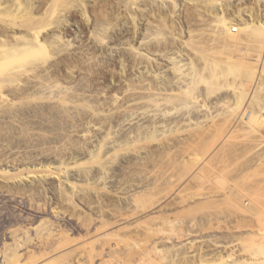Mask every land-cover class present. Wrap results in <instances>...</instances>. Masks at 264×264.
Segmentation results:
<instances>
[{"label": "rangeland", "instance_id": "obj_1", "mask_svg": "<svg viewBox=\"0 0 264 264\" xmlns=\"http://www.w3.org/2000/svg\"><path fill=\"white\" fill-rule=\"evenodd\" d=\"M135 1L0 0V5L5 6L4 11L2 5L0 7L3 11L0 12V32L8 29L11 34L16 26L13 24L27 21V18L38 23L36 27L41 29L44 36L50 35V39L62 31V37L56 38L54 44L45 47V50L34 54L35 56H29L31 61H35L30 63V66L35 65L33 71L14 77L11 86H3L0 92V95H4V99L0 97V264L19 244L21 249L28 247L38 251L41 248L40 244L32 243L29 233L31 231L32 237L44 240L38 231H42L41 223L45 218L60 222L62 226L71 228L75 236H79L85 231L80 222L91 218V224L100 225L98 216L101 211L102 216L114 222L107 231L118 229V234L124 237L119 236L123 238V242L118 240L121 244L117 247L123 251L122 257H126L130 246L142 244L150 247L151 256H155L151 259L155 262L157 260V264H190L192 259H188V256L193 255L195 259L201 253H206L209 257L217 256L233 247L240 254L236 263L240 264L247 258L248 249H253L254 244L261 241L259 238L264 239V234L260 236L264 227V134H257L256 138L251 139L245 133L246 130H243L246 125L242 122L243 119L240 121L239 112L232 108V103L236 100L232 88L235 85L232 86V83H241L244 74L252 83L248 94L252 91L256 96L254 99H257L251 105L256 107L255 105L258 106L264 101V78L262 83L259 75L260 70L264 71V42L255 40L250 30L241 29L239 37L244 42L240 49L244 56L242 54L239 60L230 55L238 48L236 37L228 38L223 31V34L218 32L221 31L218 27L214 29L216 19L207 15L206 11L203 12L206 9L203 6L206 0H191L200 2L194 6L189 0H178L180 8L171 6L176 15L168 16L169 20L165 22L159 15L168 12L170 5L168 9L165 6L164 8L161 4L163 0ZM221 2L220 6H224H221L223 14L231 17L234 23L236 18L235 25L239 22L240 27L244 22H250L251 17L247 12L251 10L249 11L248 6L253 7L259 14L264 13V0ZM19 4L21 8L23 4L24 9L29 12L21 15L27 14L30 17H16ZM220 6L218 4L219 9L216 6L214 9L217 8L215 10L220 12ZM245 6L248 11L244 9ZM238 8L242 15L237 18ZM151 11L157 12L154 16H159L160 20L153 16L152 24H149L145 18ZM31 12L34 17L36 13L38 16L33 19ZM41 12H45L44 15ZM172 20L179 28L181 26L188 31L187 34L183 31L180 39L188 43V47L176 42L168 32L165 25ZM17 28L18 31L25 32L24 26ZM9 33L6 31V34ZM173 41L186 52L182 55L185 62L193 61L198 69L193 66L196 70L191 74L190 63V70L186 68L184 72H190V76L187 74L186 77L191 78L185 77L186 81L183 78L185 83L183 76H178L173 68L170 69L171 65L166 64L164 56L159 52L167 45V49L171 48ZM134 46L143 50L149 48L159 54L154 56L155 60L145 61L144 55L137 53L136 49L133 51ZM165 49L166 47L163 50ZM28 61L29 59L27 64ZM2 65L7 69L6 63ZM3 66L2 72L6 71ZM199 72L206 79H202ZM37 73L41 76L51 74L53 81L58 79L61 84L56 85L53 82L51 86L50 83L42 85L40 82L43 79L35 78ZM207 78L209 83L206 82ZM258 81L261 82L260 86ZM189 82L191 88H188ZM256 83L257 87L254 85ZM148 84L151 86H147ZM184 92L193 95L190 94V98ZM141 95L144 96L143 99ZM150 98L155 99V102ZM65 99L66 101H62ZM93 107L100 108V115H93V124L89 126L85 122L90 119ZM253 107H248L247 110H255ZM107 115L113 121H109ZM78 121L82 123L75 130L77 127L74 125ZM101 121H105L102 123L103 128L94 130V125L100 126ZM87 127L90 128V135L95 132L96 135H83ZM105 135L106 145L101 152L107 154L106 161L105 157L103 159L107 163L104 164L105 168H108L105 174L104 169L100 170L98 167L97 160L94 161L97 158L88 153H74L85 160L82 169L88 171L92 167V171L89 172V177L84 175L80 178L75 168L70 170L71 179L83 183L70 202L62 195L60 186L58 187L59 179L54 178L44 164H56L63 153L66 157L70 156L73 153L71 148L74 149L75 144L80 141L94 153H99L98 141ZM212 143L213 147L209 150ZM202 155L206 158L197 160ZM192 156H196L195 161L191 160ZM87 158L89 161H86ZM187 158L194 162L193 165ZM202 159L207 161L203 162ZM205 163H208V167L202 166H206ZM197 169L204 170L205 178H197ZM101 173L105 178H100ZM64 186L68 190L72 189L65 184ZM94 187L105 190L100 191V194L96 192L97 195L92 190L96 191ZM133 192L142 193L136 203L131 198ZM239 192L256 194V203L247 195L242 197ZM95 194L100 196L96 198ZM89 199L93 202L89 203ZM120 204L123 214L113 210L115 205L119 210ZM54 205L57 211L60 208L59 215L52 214ZM15 226L17 231L12 230L17 229ZM27 227L30 231L24 234L23 230H28ZM186 236L189 240L194 237L192 240L195 241L184 244ZM107 238L106 243L109 246L118 242V238L114 236ZM191 243L194 247L191 246L193 249L190 251ZM154 244L162 250L157 251ZM225 245L228 247L225 248ZM249 262L264 264V261L257 263L251 259Z\"/></svg>", "mask_w": 264, "mask_h": 264}, {"label": "bare ground", "instance_id": "obj_2", "mask_svg": "<svg viewBox=\"0 0 264 264\" xmlns=\"http://www.w3.org/2000/svg\"><path fill=\"white\" fill-rule=\"evenodd\" d=\"M53 1V0H52ZM55 1V0H54ZM134 1V0H133ZM137 1V0H136ZM135 1V2H136ZM161 1V0H160ZM189 1H191V0H189ZM242 2H243V0H241ZM46 2H47V0H46ZM152 2H153V0H152ZM220 2H221V0H206L204 3H205V5H203L204 7H206V9L203 11V12H205L206 11V14L207 15H210V16H212V18L215 20L216 19V21L214 22V24L215 25H213V26H215V28L214 29H216V27H218L219 29L218 30H221V31H218V32H220V34H223V33H221L222 31L225 33V35L228 37V38H232V37H236V45H238L237 47L238 48H236V50H233V53L231 52L230 53V55H231V57H237L239 60H241L240 58H241V55L243 54V56H244V53H243V51H242V54H241V49H240V46L242 45V43L244 42L243 41V39H241L240 37H239V33L242 31L241 29H248V30H250L251 31V33L253 34V37L255 38V40H257V41H262V42H264V13L263 14H259L256 10H253V7H250V6H248V8H249V13L247 12V14H250V17H251V19H250V22L249 23H245V25H243L244 23H243V21H245V19L244 20H242V22L241 23H243L242 25H241V27H240V25H238L239 24V22H237V25H235V23H236V21H237V19L235 18V23L234 22H232V21H234V20H232V18L231 17H228L227 15H225V14H223V9H222V7L221 6H223V5H221L220 6ZM2 3V2H1ZM6 3V2H5ZM4 3V4H5ZM156 3V2H155ZM167 3H170V4H167ZM190 3V2H189ZM198 3H200V2H192L191 1V4L194 6V4H198ZM222 3V2H221ZM259 3V2H258ZM27 4V3H26ZM157 4V3H156ZM161 4L163 5V7L165 6L166 7V9H168L167 7L170 5V9H168V12H163L161 15H159L160 17H161V20L163 21V22H165L169 17H172L173 16V14L174 15H176V11L175 12H173L174 11V9L171 7V6H174V8H176L177 7V9L178 8H180V3H179V1L178 0H163V1H161ZM218 4H219V6L221 7V9H220V12H217V10H215V9H217V8H215L214 9V7L216 6V7H218ZM2 5V4H1ZM1 5H0V7H1ZM6 5V4H5ZM22 5V8H21V6H20V4H19V9H18V13L16 14L15 13V15H16V17L17 18H19L20 17V19L22 18H24V16H26V15H24L23 16V14H25V13H27L28 11H27V9H24V5L23 4H21ZM159 5V4H158ZM225 5V4H224ZM2 7H3V5H2ZM1 7V8H2ZM5 7V6H4ZM4 7L2 8L3 9V11H4ZM26 7V6H25ZM132 7H134V6H132ZM161 7V6H160ZM164 7V8H165ZM226 7V6H225ZM239 7H242V6H239ZM1 8H0V12L2 13L3 11L1 10ZM143 8V7H142ZM146 8H148V7H146ZM223 8H224V6H223ZM244 8V7H243ZM6 9V8H5ZM45 9V8H44ZM141 9V8H140ZM165 9V10H166ZM197 9H199V7L197 8ZM204 9V8H203ZM218 9H219V7H218ZM226 10H227V8H225ZM244 9H246V6H245V8ZM243 9V10H244ZM13 10H15V9H13ZM26 10V12H23V11H25ZM46 10H47V8H46ZM200 10V9H199ZM226 10H224L225 11V13L227 12ZM241 10H242V8H241ZM242 10V11H243ZM247 10V9H246ZM16 11V10H15ZM219 11V10H218ZM238 12L240 11V9L238 8V10H237ZM248 11V10H247ZM33 12V11H32ZM31 12V13H32ZM160 12V11H159ZM199 12V11H198ZM222 12V13H221ZM246 12V11H245ZM13 12H12V10H11V14H12ZM21 13H23L22 15H21ZM29 13V12H28ZM42 13V12H41ZM41 13L39 14V17L41 16ZM43 13H45V12H43ZM42 13V14H43ZM149 14L146 16V18H145V20H147L146 22L147 23H149V24H152V17L154 16V15H156L157 14V12L156 13H154V12H148ZM244 13V12H243ZM34 13H32V15H31V17H33V19L34 18H36V16H38L37 15V13L35 14V17H34V15H33ZM107 14V13H106ZM13 15V14H12ZM44 15V14H43ZM81 15V14H80ZM172 15V16H171ZM238 15L240 16V15H242L241 14V12H239V14H236V17L238 18ZM21 16H23V17H21ZM28 16V15H27ZM82 16V15H81ZM158 16V17H159ZM169 16V17H168ZM28 17H30V16H28ZM39 17H38V19H39ZM117 17V16H116ZM136 17V16H135ZM155 17V19H159L160 20V17L158 18V17H156V16H154ZM243 17V16H242ZM249 17V16H248ZM249 17V18H250ZM101 18V17H100ZM25 19V18H24ZM32 19V18H31ZM112 19V18H111ZM135 19V18H134ZM172 19V18H171ZM212 19V20H213ZM27 21H22V22H20L19 21V23H14L13 24V26H15V28H14V30H11V34L8 32L9 30L7 29H5L6 31H7V33H9V34H6V31H4V30H2V31H4L3 33L2 32H0V92H2V88H4L3 86H5V85H7L8 86V84L11 86V82L12 81H14L15 79H14V77H19V76H21V75H23V74H28L29 72H31V71H33V69H34V67H35V65H33V66H30L31 64H32V62H35L33 59V61H31V58H29V56L30 55H34V54H37V53H39L41 50H45V47L47 48L49 45H52V44H54L55 42H56V38H61L62 37V31H59L58 32V34H56V33H54V34H56L55 35V37L53 36V39H50V35H46V36H44V34L41 32V29L40 28H38V27H36V25L38 24V23H36V22H33V21H29L28 20V18L26 19ZM169 20V19H168ZM232 20V21H231ZM13 21V20H12ZM62 21V20H61ZM8 23V22H7ZM234 23V24H233ZM1 24V23H0ZM4 24V23H3ZM18 24V25H17ZM19 24L21 25V26H19ZM27 24V25H26ZM117 24V23H116ZM213 24V23H212ZM24 26V28H25V32L24 31H18L17 29H19V28H17V26L18 27H23ZM165 25V24H164ZM6 26V25H5ZM4 26V27H5ZM10 26V25H9ZM168 29V32L169 33H171L172 35H173V39H175V41L176 42H178L179 44L181 43V45H183V44H188V43H186L185 41H181L180 39H181V36H182V32L184 31L186 34H187V32L188 31H186V30H183L182 28H181V26H180V28H179V25L178 24H174V21L172 20L170 23L168 22L166 25H165ZM1 27L3 28V26L1 25ZM12 28V27H11ZM9 29H10V27H9ZM13 29V28H12ZM22 29V28H21ZM1 30V29H0ZM27 31V32H26ZM245 31V30H244ZM190 32V31H189ZM238 33V34H237ZM243 33V32H242ZM170 34V35H171ZM171 35V36H172ZM11 36V37H10ZM148 36H150V34L148 35ZM158 36V35H157ZM184 36V35H183ZM8 37H10V38H8ZM217 37V36H216ZM215 37V38H216ZM8 38V39H7ZM52 38V37H51ZM150 38H152V37H150ZM218 38V37H217ZM11 39L13 40V41H11ZM183 39V38H182ZM217 40V39H216ZM181 41V42H180ZM185 42V43H184ZM141 43V42H140ZM139 43V44H140ZM173 43H174V41H173ZM183 43V44H182ZM174 45H176L175 43H174ZM174 45H172V47L170 48V49H172V50H170L169 48L167 49V46H165L166 47V49L165 50H160L159 52H160V55H162V56H164V60L167 62L166 64H169V65H171L170 66V69L171 68H173L175 71L174 72H176V74L178 75V76H183L182 77V79L184 78L185 79V81H186V78H188V77H186V76H188L189 74L188 73H190V72H192L191 74H193V72H194V70H196L197 68H196V66L192 63L193 61H191L190 63H192L191 65V68L190 69H192V71H190V72H184L185 71V69L186 68H188L189 69V66H190V63H189V61H186L185 62V57L183 58V56H184V54L186 53L185 51H183V49H182V46H175V47H173ZM186 45H185V47H186ZM170 46V45H169ZM235 46V45H234ZM183 47H184V45H183ZM187 47H188V45H187ZM226 47V46H225ZM242 47V46H241ZM57 48V47H56ZM133 48V47H132ZM136 49V50H135ZM218 49V48H217ZM243 49H244V47H243ZM136 51L137 53H140V54H142V55H144L145 56V61L146 60H148V61H150V60H155L156 59V57H154L155 55H157V54H159V52L158 53H156V51H151V50H149V48H147V49H140V47H136V46H134V49H133V51ZM185 50V49H184ZM54 51V50H53ZM185 52V53H184ZM42 54H43V52H42ZM262 54V53H261ZM183 55V56H182ZM195 55V54H194ZM254 55V54H253ZM257 55V54H256ZM35 56V55H34ZM203 56V55H202ZM240 57V58H239ZM200 58H201V55H200ZM259 58V57H258ZM257 58V59H258ZM264 58V57H263ZM29 59V63L27 64V60ZM213 59H215V58H213ZM222 59H223V56H222ZM251 59H252V57H251ZM189 60H191V59H189ZM254 60V59H253ZM260 60V59H259ZM31 61V62H30ZM37 61V60H36ZM255 61V60H254ZM138 62H139V60H138ZM156 62V61H155ZM202 62L203 63H205L203 60H202ZM234 62H236V60H234ZM2 63L3 64H7L6 65V67H7V69L2 65ZM31 63V64H30ZM137 63V62H136ZM148 63V62H147ZM160 63V62H159ZM227 63V62H226ZM156 64V63H155ZM186 64L188 65V67H185L186 66ZM228 64V63H227ZM232 64H234V63H232ZM150 65V64H149ZM157 65V64H156ZM215 65V64H214ZM4 67L5 69H6V71H4V72H2L4 69L3 68H1V67ZM195 67L196 69H193L192 67ZM149 66H147V68H148ZM203 67V66H202ZM151 68V67H150ZM149 68V69H150ZM262 68V67H261ZM152 70H153V67L151 68ZM189 69V70H190ZM206 69V68H205ZM263 69H264V67H263ZM198 70V69H197ZM230 70V69H229ZM240 70V69H239ZM238 71V70H237ZM2 72V73H1ZM152 72V71H151ZM197 72V71H196ZM202 72V71H201ZM201 72H199V75L202 77V75H201ZM211 72V71H210ZM209 72V73H210ZM241 72V71H240ZM184 73V75H182V74ZM195 73V72H194ZM221 73V72H220ZM231 73H233V71L231 72ZM253 73V72H252ZM188 74V75H187ZM222 74V73H221ZM255 74V73H254ZM198 75V76H199ZM212 75V74H211ZM233 75H234V73H233ZM242 75V74H241ZM259 75L261 76V81H262V78H264V71L263 70H260V73H259ZM180 76V77H181ZM190 76V75H189ZM191 76H193V75H191ZM206 76V75H205ZM235 76V75H234ZM242 76H244L242 79H241V83H239L238 85H236V84H234V83H232V86L233 85H235V86H233L232 88H234V90H233V92L236 94V100L235 101H233L234 103H232V108H233V110L234 111H237V112H239V119H240V121L243 119V121L242 122H244L245 123V125H246V129L244 128L243 130H246L245 131V133L247 134V135H249V137H252L251 139H253V138H256V136H257V134H259L260 135V133L261 134H264L263 132H264V101L260 104V105H255L256 107H253L252 105H251V103H253V102H255L256 100L254 99V97L256 98V96L254 95V94H252V91L251 92H249V94H248V89H249V87L251 86V80H249L248 78H247V76H246V74H244V75H242ZM255 76V75H254ZM254 76H253V78H254ZM36 77H38V78H42L43 79V82H40V83H42V85H48L49 83V85L51 86V84L54 82L53 81V77H52V75L51 74H46V75H40L39 73H37L36 75H35V78ZM186 77V78H185ZM207 77V76H206ZM226 77V76H225ZM225 77H223V80H225ZM236 77V76H235ZM189 78H191V77H189ZM188 78V79H189ZM210 78V77H209ZM220 78H221V75H220ZM232 78V77H231ZM181 79V78H180ZM181 79V80H182ZM184 79H183V81H184ZM199 79H200V77H199ZM202 79H206V78H204V77H202ZM202 79H200V80H202ZM208 79V78H207ZM213 79V78H212ZM258 79H259V77H258ZM56 81L54 82V84L56 83V85H60L61 83H59L58 81V79H55ZM176 80H177V78H176ZM233 80V79H232ZM232 80H231V82H232ZM236 80V79H235ZM89 81V80H88ZM185 81H184V83H185ZM213 81V80H212ZM228 81V80H227ZM263 81H264V79H263ZM263 81H262V83H263ZM191 82V81H190ZM190 82L189 83H187V85L188 84H190ZM205 82V80H203V83ZM206 82H208L209 83V79L208 80H206ZM237 82H240V81H237ZM252 82H254V80L252 81ZM259 82V81H258ZM207 83V84H208ZM226 83H228V82H226ZM260 83L261 82H259V85L258 86H260ZM205 84V83H204ZM222 84V83H221ZM64 85V84H63ZM88 85V84H87ZM142 85V84H141ZM150 84H148L147 86H149ZM256 87H257V83L256 84H254ZM144 86V85H143ZM151 86V85H150ZM189 86L190 85H188V88H189ZM206 86V85H205ZM223 86V85H222ZM226 86V85H225ZM255 86H254V90H255ZM6 87V86H5ZM53 87V86H52ZM138 87V86H137ZM146 87V86H145ZM206 87H208V86H206ZM228 87V86H227ZM261 87H262V85H261ZM82 88H83V86H82ZM143 88V87H142ZM149 88H151L152 89V87H149ZM187 87H186V89H188ZM190 88H191V86H190ZM212 88V87H211ZM229 88H230V86H229ZM154 89V88H153ZM152 89V90H153ZM257 89V88H256ZM78 90V89H77ZM147 90H149L148 88H147ZM152 90H151V96H152ZM192 90V89H191ZM251 90V89H250ZM253 90V89H252ZM156 91V90H155ZM189 92V91H188ZM187 92V93H188ZM191 92V91H190ZM143 93V92H142ZM171 93V92H170ZM185 93V92H184ZM185 93V95H187L188 97H189V95L190 94H192V93ZM1 94V93H0ZM180 94V93H179ZM183 94V93H182ZM143 95V94H142ZM142 95H141V98L143 99V97H142ZM147 94L145 93V96H146ZM178 95V94H177ZM193 95V94H192ZM248 95V96H247ZM3 96L4 95H0V97L1 98H3ZM140 96V95H139ZM158 96V95H157ZM169 96V95H168ZM179 96V95H178ZM184 96V95H183ZM186 96V97H187ZM194 96H195V94H194ZM137 97V96H136ZM147 97V96H146ZM197 96H195L194 98H196ZM234 97V98H235ZM246 97H247V99H246ZM154 98V97H153ZM165 98V97H164ZM190 98H191V95H190ZM4 99V98H3ZM64 99V98H63ZM139 99V98H138ZM151 99V98H150ZM166 99V98H165ZM192 99H193V97H192ZM246 99V101H244ZM118 100V99H117ZM152 100V99H151ZM155 99H153L152 101H154ZM191 100V99H190ZM196 100V99H195ZM227 100V99H226ZM255 100V101H254ZM62 101H66V99L65 100H62ZM165 101V100H164ZM252 101V102H251ZM261 101V100H260ZM155 102V101H154ZM227 102H229V101H227ZM157 103H159V102H157ZM156 103V104H157ZM162 103V102H161ZM183 103V102H182ZM184 104V103H183ZM186 104V103H185ZM225 104V103H224ZM259 104V103H258ZM157 106V105H156ZM206 106V105H205ZM118 107V106H117ZM251 107H253V108H255V110H247V109H249V108ZM103 108V107H102ZM119 108V107H118ZM228 108V107H227ZM202 109H203V107H202ZM231 109V108H230ZM232 110V109H231ZM167 111V110H166ZM165 111V112H166ZM169 111H167V113H168ZM100 113V108L98 109V107H93V109H92V111L90 112V119H87L86 120V122L85 123H87L88 125L89 124H93V122L91 121V117L93 116V115H95L96 114V116L98 115ZM164 113V112H163ZM244 113V114H243ZM63 114V113H62ZM155 114V113H154ZM164 114H166V113H164ZM163 114V115H164ZM248 114V115H247ZM100 115V114H99ZM167 115V114H166ZM108 116V115H107ZM101 118L100 119H103V116H100ZM85 118V117H84ZM191 118V117H190ZM232 118V117H231ZM108 119H109V121H113L112 120V118H111V116H108ZM108 119H107V121H108ZM234 119V118H233ZM78 120V119H77ZM80 121H78V123L76 124V125H74L75 127H77L75 130H78L79 129V125L82 123H79ZM228 122V121H227ZM102 121H101V124H100V126L99 125H94L95 127H93V129L95 130H100V129H102L103 128V126L104 125H102ZM104 123H105V121H104ZM103 123V124H104ZM95 124V123H94ZM89 126H91V125H89ZM93 126V125H92ZM102 126V127H101ZM234 127H236V126H234ZM92 128V127H91ZM92 130V129H91ZM232 130V129H231ZM230 130V132H232ZM234 130H236V128L234 129ZM238 130V129H237ZM240 130V129H239ZM89 131H90V128H86V133H84L83 135H86V136H89L90 135V133H89ZM83 132H85V131H83ZM91 132H94V131H91ZM229 132V133H230ZM236 133V132H235ZM240 133V132H239ZM94 135H96V132H95V134L93 133L92 135H90L91 137L92 136H94ZM243 135V134H242ZM219 136H221V134L219 135ZM105 137H106V135L104 136V137H102V138H99V141H98V152L99 153H94L92 150H90L89 149V147L88 146H85V143L83 142H77V144H75V148L74 149H72L71 148V151H73V153H71L70 154V156L68 155V157H66V156H64V153L62 154V150L63 149H61V156H60V158H59V160H58V162L56 163V164H53V163H45L44 164V167L50 172V173H52L53 174V177L54 178H58L59 179V182H60V185H58V187L60 186V189H61V193H62V195H64L65 196V198L66 199H68L69 201L70 200H72L73 198H74V196H75V192H77L78 190V188H80V184L81 185H83V183L81 182H78V181H76V180H73V179H71V177H70V170H73L74 168L78 171V175H79V177L81 178L82 176H84V175H88L89 174V172L90 171H92L90 168H92V167H90L89 169H88V167L86 168V169H88V171H84L83 169H82V167H83V164H85L86 162H85V160L83 159H80V157H77V156H79V155H75L74 153H78V154H82V153H88L89 155H91L92 157H94V158H97V159H95L94 161H96L97 160V162L99 163V165H98V167L100 168V170H103L104 169V174L106 173V170L108 169H106L105 167H106V165H104V164H107V163H104V161H106V157L105 156H107V154H105L104 155V153H101L102 151H103V149H104V147H105V145H106V142H105ZM109 137V136H108ZM86 140H87V138H86ZM215 142V141H214ZM253 143V142H252ZM213 144L214 143H212V145H211V147L210 148H208L209 150L213 147ZM116 148V147H115ZM136 150V149H135ZM209 150H207L206 152V154L208 155V153H209ZM254 150H256V148L254 149ZM206 154H205V156H206ZM90 156V157H91ZM203 157V155L202 156H200L199 158H197V160H200V158L202 157V158H206V157ZM248 156V155H247ZM104 157H105V160L103 161V159H104ZM194 156H192V157H190V158H192L191 160L193 161L195 158H196V156L193 158ZM116 158V157H115ZM207 159H209V157L207 158ZM207 159L205 160L204 159V161L206 162L207 161ZM245 159V158H244ZM187 160L188 161H190L188 158H187ZM196 160V159H195ZM194 160V161H195ZM86 161H89L88 160V158H87V160ZM185 161H186V159H185ZM192 161H190V162H192ZM202 161H203V159H202ZM203 161V162H204ZM197 162V161H196ZM196 162H195V165H197L196 164ZM200 162V161H199ZM208 162H209V160H208ZM187 163V162H186ZM193 163L194 162H192V164L191 165H193ZM198 163V162H197ZM203 164V163H202ZM201 164V165H202ZM208 163H205V165L206 166H204V165H202L203 167H208V165H207ZM190 165V166H191ZM200 165V166H201ZM235 165V164H234ZM199 166V167H200ZM108 167V166H107ZM202 167V168H203ZM45 168H44V170H45ZM189 168V167H188ZM191 169V168H190ZM199 169V168H198ZM198 169L196 170L197 171V175L196 176H198L197 178H199V179H203V177H204V174L205 173H203L204 172V170L203 169H201V170H199L198 171ZM192 170V169H191ZM46 171V170H45ZM216 172V171H215ZM77 173V172H76ZM103 173V172H102ZM102 173H101V175H99V176H101L100 178H105L104 177V175H102ZM193 175V174H192ZM31 176V175H30ZM50 176V175H49ZM85 176V177H86ZM90 175H88V177H89ZM87 177V178H88ZM93 178V177H92ZM205 178V177H204ZM207 178V177H206ZM80 180H82V179H80ZM90 182V181H89ZM202 182H203V180H202ZM64 184L65 185H67V186H69V187H71L72 189H70V190H68L67 189V187H65L64 186ZM87 184H90V183H87ZM94 185V184H93ZM199 185H201V184H199ZM105 187V186H104ZM73 188H74V190H73ZM75 188H76V191H75ZM94 188H96V187H94ZM100 188V187H99ZM106 188V187H105ZM238 188V187H237ZM92 189V188H91ZM104 188H102V191H104L103 190ZM92 190H94L93 192H99V194H100V191H101V188L100 189H98V188H96V191H95V189H92ZM238 190H240V189H238ZM43 191V190H42ZM101 191V192H102ZM144 191V190H143ZM3 192V191H2ZM108 192H109V190H108ZM116 192V191H115ZM245 192V191H244ZM244 192H239V194H241V196L243 197V195H247L249 198H250V200L252 201V202H255L256 203V201H257V197L255 196V195H252V194H246V193H244ZM105 193H107V192H105ZM104 193V194H105ZM110 193V192H109ZM109 193H108V195H109ZM97 194V193H96ZM95 194V195H96ZM142 193H140V192H133L132 193V195H133V197H131L132 199H133V201L135 202V201H137L138 200V198L140 197V195H141ZM98 195V194H97ZM96 195V196H97ZM107 195V194H106ZM118 195V194H117ZM131 195V194H130ZM131 195V196H132ZM147 195V194H146ZM149 195V194H148ZM91 196V195H90ZM100 196V195H99ZM99 196H97L96 198H98ZM228 196V195H227ZM84 197V196H83ZM102 197V196H101ZM90 198V197H89ZM119 198V197H118ZM150 198H152V197H150ZM92 199V198H91ZM91 199H89V203H92L93 201H91ZM100 199V198H99ZM98 199V200H99ZM102 199V198H101ZM120 199V198H119ZM97 200V201H98ZM148 200H150V199H148ZM187 200V199H186ZM185 200V201H186ZM100 202H102L101 200H99ZM98 201V202H99ZM133 201H131V202H133ZM151 201V200H150ZM149 201V202H150ZM71 202V201H70ZM99 202V203H100ZM88 203V204H89ZM136 203V202H135ZM102 204V203H101ZM153 204V203H152ZM182 204H184V203H182ZM245 204V203H244ZM45 205V204H44ZM75 205L77 206L78 204L77 203H75ZM122 204H120L119 205V207L121 206ZM101 206H104V204L103 205H101ZM152 206V205H151ZM59 207V206H58ZM91 207V206H90ZM117 208L118 206H114V208ZM51 208H52V206H51ZM112 208V207H111ZM113 209V210H116V211H121L122 209H121V207L119 208V210H118V208L117 209ZM128 208V207H127ZM101 209H102V207H101ZM144 209V208H143ZM162 209V208H161ZM53 212H52V214H56V215H59V211H60V208H59V211H57V209H56V206L54 205L53 206ZM54 211L56 212L57 211V213H54ZM103 211H105V210H103ZM67 212V211H66ZM100 212V211H99ZM111 212H113V211H111ZM122 212V211H121ZM115 214H116V212H114ZM118 213V212H117ZM134 213V212H133ZM62 214H66V213H62ZM122 214H123V212H122ZM71 215V214H70ZM128 215V214H127ZM155 215H157V214H155ZM87 216H89V215H87ZM124 216L126 217V215L124 214ZM124 216H121V217H124ZM128 216H131V215H128ZM127 216V217H128ZM151 216V215H150ZM154 216V215H153ZM158 216V215H157ZM97 217V216H96ZM99 217V219H100V225H98V226H95V225H93V223L91 224V218H89V219H87L85 222H80V225H82L84 228H85V231H84V233H82V234H80L79 236H75L74 235V232L72 231V229L71 228H68V227H64V225L62 226L61 224H60V222H56V221H50L48 218H45V219H48V220H43L42 222L43 223H41V226L43 227V229L40 227H38L39 229H42V231L41 230H39L38 231V233L39 232H41L40 234L44 237V240H39L38 238H34V237H32V233H31V231L29 230V227H27L28 228V230L27 229H24L23 231L25 232H23L24 234H27L29 231H30V233H29V235H31V240L33 241L32 243H34V245H38V244H40L39 245V247L41 246V248L38 250V251H36V249L35 250H32V249H30V248H28V247H25V248H20V244L17 246V247H15V244H14V246L13 247H15V248H13V251L12 252H10V254H8L7 256H5V255H3V256H5L6 257V259H5V257H3L4 259H5V261L2 263V264H157V260H156V262L155 261H153L152 259H151V257L153 258V257H155V256H151V254H150V252H151V249H150V247L148 248L147 247V245L145 246V245H140L139 244V246L138 245H136V246H130V248L129 247H126V248H129V250L126 252V257H122V252H121V250L120 249H118L117 247H119L118 245H119V241L121 240L122 241V239L124 238L122 235H119L118 234V232H119V230L118 229H112L111 231H107L108 229L107 228H109V226H112L113 225V223L114 222H111L108 218H106V217H104V216H102V211H101V214H100V216H98ZM93 218V217H92ZM94 219V218H93ZM98 219V220H99ZM77 220V219H76ZM81 221V220H80ZM96 221V220H95ZM116 221V220H115ZM77 222H78V220H77ZM138 222H141L140 220L138 221ZM145 222V221H144ZM148 222V221H147ZM164 222V221H163ZM165 222H167V221H165ZM175 222V221H174ZM182 222V221H181ZM262 222V221H261ZM264 222V221H263ZM263 222H262V224H263ZM172 223V222H171ZM210 223V222H209ZM226 223V222H225ZM47 224V225H46ZM136 224V223H135ZM150 224V223H149ZM165 224V223H164ZM174 224V223H173ZM176 224V223H175ZM178 224V223H177ZM176 224V225H177ZM194 224V223H193ZM261 224V225H262ZM78 225V224H77ZM79 225V226H80ZM191 225H192V223H191ZM236 225V224H235ZM264 225V224H263ZM18 226V225H17ZM35 226V225H34ZM134 226V225H133ZM165 226V225H164ZM215 226V225H214ZM213 226V227H214ZM244 226H246V225H244ZM243 226V227H244ZM250 226V225H249ZM16 227V226H15ZM23 227H25V226H23ZM36 227V226H35ZM35 227H33L34 229H35ZM136 227V226H135ZM209 227V226H208ZM263 227V226H262ZM17 228V227H16ZM26 228V227H25ZM30 228H32V226H30ZM38 228H37V230H38ZM173 228V227H172ZM180 228H182V227H180ZM211 228V227H210ZM216 228H217V226H216ZM223 228V227H222ZM250 228V227H249ZM15 230V231H17L18 230V228L17 229H15V228H12V230ZM147 229H148V227H147ZM215 229V228H214ZM242 229V228H241ZM255 229V228H254ZM19 230H20V228H19ZM77 230V229H76ZM168 230V229H167ZM178 230V229H177ZM177 230H176V232H177ZM196 230V229H195ZM204 230H206V229H204ZM203 230V231H204ZM229 230V229H228ZM259 230H261V229H259ZM263 231H261L260 233H262V234H260V236L261 235H263L264 234V227H263V229H262ZM163 231V230H162ZM184 231V230H183ZM34 232V231H33ZM179 232V231H178ZM186 232V231H185ZM188 233H189V231H187ZM17 233V232H16ZM16 233H15V235H16ZM38 233H36V235H38ZM162 233V232H161ZM200 233V232H199ZM207 233V232H206ZM171 234V233H170ZM192 234V233H191ZM198 234V233H197ZM129 235V234H128ZM159 235V234H158ZM189 235H190V233H189ZM110 236V238L111 237H113L114 236V238L116 237V238H118L117 239V241L118 242H116L115 243V245H107V237H109ZM123 237L122 239L120 238V237ZM147 236V235H146ZM150 236V235H149ZM177 236V235H176ZM182 236V238L184 237L183 235H181ZM181 236H180V239H181ZM16 237V236H15ZM26 237H27V235H26ZM42 237V238H43ZM129 237V236H128ZM157 237V236H156ZM263 237V236H262ZM21 238V237H20ZM143 238H144V236H143ZM152 238V237H151ZM194 238V237H193ZM192 238V239H193ZM258 238V237H257ZM18 239V238H17ZM22 239V238H21ZM26 239V238H25ZM29 239V240H30ZM192 239H190L189 240V237H185V239H184V241H186V242H184V244H186V243H190V242H192L193 243V241H195V239L194 240H192ZM254 239V238H253ZM128 240V239H127ZM259 240H261V241H258L257 242V245H256V243L254 244V248L252 249L251 248V250H249L248 249V256H247V258L246 259H243L242 261H243V263L241 262L240 264H244V262H245V264L247 263H249V264H253L252 262H249L250 261V259H251V261H255V262H257V263H259V262H261V261H264V239L262 240L261 238H259ZM22 241V240H21ZM109 241V240H108ZM144 241H146V240H144ZM177 241V240H176ZM197 241H200V240H198L197 239ZM254 241H257V240H255L254 239ZM20 242V241H19ZM123 242V241H122ZM180 242H182V241H180ZM219 242V241H218ZM216 243V244H219V243ZM233 242V241H232ZM109 243V242H108ZM136 243V242H135ZM142 243V242H141ZM144 243V242H143ZM192 243H191V245L189 246V249H190V251H191V249H193V248H191V246H193L194 244H195V242H194V244L192 245ZM237 243V242H236ZM121 244V243H120ZM183 244V243H182ZM214 244V243H213ZM231 244H233V243H231ZM253 244H251V246L253 245ZM33 245V244H32ZM188 245V244H187ZM224 245V244H223ZM229 245V244H228ZM218 246V245H217ZM233 246H234V244H233ZM5 247V246H4ZM9 247V246H8ZM31 247V246H30ZM154 247L156 248V250L158 251V250H162L161 248L159 249L158 248V246L156 247L155 246V244H154ZM169 247V246H168ZM173 247V246H172ZM188 247V246H187ZM194 247V246H193ZM226 247H228V246H226L225 245V248ZM158 248V249H157ZM198 248V247H197ZM249 248V247H248ZM3 249V248H2ZM7 248H5V250H6ZM10 249V248H9ZM125 249V248H124ZM152 249H154V248H152ZM245 249V248H244ZM244 249H243V251H244ZM4 250V251H5ZM66 250V251H65ZM122 250H123V248H122ZM155 250V249H154ZM154 250H152V251H154ZM238 251H239V249H238ZM155 252V251H154ZM245 252H246V250H245ZM5 252H3V254H4ZM187 253V252H186ZM195 253V252H194ZM159 254V256H160V252L158 253ZM157 254V255H158ZM188 254V253H187ZM217 254V253H216ZM189 255H191L190 254V252H189ZM196 255V254H195ZM162 256V255H161ZM191 256H192V258H191ZM191 256H188V259L190 258V259H195L194 257H193V255H191ZM197 256V255H196ZM239 256H240V254H238L237 253V251H236V248H230V250H227V251H225V253H221V254H218L217 256H213V255H211V257H209V255H206V253L204 254V253H201V254H199V258H198V262H197V258L194 260V261H192L191 260V263L190 264H236L237 263V261H239ZM108 257H110V258H107ZM213 257V258H212ZM185 259V258H184ZM100 260V261H99ZM113 260V261H112ZM165 260V259H164ZM97 261H99V262H97ZM109 261H111L110 263H108ZM106 262V263H105ZM254 262V263H255ZM181 263H182V261H181ZM186 264V263H185ZM189 264V263H188Z\"/></svg>", "mask_w": 264, "mask_h": 264}]
</instances>
